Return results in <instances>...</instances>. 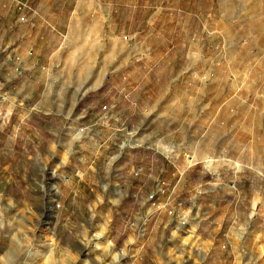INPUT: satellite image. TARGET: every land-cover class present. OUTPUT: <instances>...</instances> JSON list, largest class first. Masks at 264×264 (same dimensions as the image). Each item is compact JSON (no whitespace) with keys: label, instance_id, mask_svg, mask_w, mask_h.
<instances>
[{"label":"rangeland","instance_id":"1","mask_svg":"<svg viewBox=\"0 0 264 264\" xmlns=\"http://www.w3.org/2000/svg\"><path fill=\"white\" fill-rule=\"evenodd\" d=\"M218 1L95 0L80 15L83 27L63 38L44 71L37 108L47 114L11 119L0 79V264H92L105 254L113 264H140L139 253L158 258L156 264H264L263 178L256 172L231 178L234 183L218 187L230 193L211 199L207 210L187 206L198 196L200 175L191 171L174 188L177 175L159 171L165 165L157 156H143L146 148L165 151L161 139L136 129L137 111L109 119L105 108L82 110L99 89L75 97L76 86L98 72L101 88L108 81L129 84L143 97L147 86L150 99L161 97L169 73L183 64L182 46L203 42L201 30L217 21ZM11 2L25 9L20 0ZM89 85L87 79L83 87ZM217 166L203 163L207 174ZM52 189L51 223L40 224L43 193ZM225 199L231 203L222 209ZM141 236L147 239L140 242ZM82 245L99 250L82 254Z\"/></svg>","mask_w":264,"mask_h":264},{"label":"crops","instance_id":"2","mask_svg":"<svg viewBox=\"0 0 264 264\" xmlns=\"http://www.w3.org/2000/svg\"><path fill=\"white\" fill-rule=\"evenodd\" d=\"M10 1L0 0V79L8 89L5 112L14 120L15 116L47 114L37 108L46 84L44 71L54 63L53 54L63 38L68 41L83 27L80 15L95 0H20L22 11L15 10ZM218 2L217 21L201 30L203 42L182 46L183 64L169 73L161 97L150 99L147 86L143 97L134 96V90L142 93L136 86L131 90L129 84L108 81L101 88L103 77L98 72L95 80V74H89V92L99 91L81 104L82 110L105 108L109 119L125 120L127 110L137 111L136 129L147 132L149 139H161L165 151L146 148L143 156L149 160L157 156L165 165L159 171L177 175L174 188L187 173L199 174L195 203H185L203 210L211 199L230 193L218 187L234 183L231 178H250L256 172L264 179V2ZM145 97L149 100L143 105ZM3 108L0 105V112ZM139 153L134 156L138 158ZM212 161L220 166L216 174H207L203 163ZM230 203L225 199L219 205L223 209ZM222 225L217 223L219 228ZM143 238L147 239L141 236L140 242ZM144 255L139 253L138 263L156 264L158 258L148 260Z\"/></svg>","mask_w":264,"mask_h":264},{"label":"bare ground","instance_id":"3","mask_svg":"<svg viewBox=\"0 0 264 264\" xmlns=\"http://www.w3.org/2000/svg\"><path fill=\"white\" fill-rule=\"evenodd\" d=\"M87 79H89V78H85L82 81V85H80L78 87L76 86V92L74 91L76 98L80 97L81 94H83L84 92L89 91V87L88 88L83 87V84H85L87 82ZM92 87L90 86V88H92ZM93 90H94V87H93ZM67 115H69V114H67ZM41 193H42V191H41ZM56 197L57 196H56V193L54 192V189L48 191V193H46V194L43 193V196L41 199V208L39 210V212H40L39 217L42 219L40 224H50L51 223L49 220L52 219V215L54 214L53 202L55 201ZM46 221H47V223H46ZM90 249L92 250V252H96L97 250H99L97 245H94V246L92 245ZM90 249H89V247L87 248L85 245H82L81 252H82V254H84L86 251L89 252ZM122 255H123L122 253H119L117 258L120 259L122 257ZM84 256H86V255H84ZM21 264H23V262ZM92 264H113V262L111 261V259L107 260V255L105 254V255H98V256L96 255V258H94V260L92 261Z\"/></svg>","mask_w":264,"mask_h":264},{"label":"built area","instance_id":"4","mask_svg":"<svg viewBox=\"0 0 264 264\" xmlns=\"http://www.w3.org/2000/svg\"><path fill=\"white\" fill-rule=\"evenodd\" d=\"M163 193V191H161Z\"/></svg>","mask_w":264,"mask_h":264}]
</instances>
